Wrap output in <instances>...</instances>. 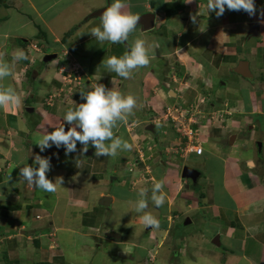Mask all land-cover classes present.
Here are the masks:
<instances>
[{"label": "crops", "instance_id": "0c3cea01", "mask_svg": "<svg viewBox=\"0 0 264 264\" xmlns=\"http://www.w3.org/2000/svg\"><path fill=\"white\" fill-rule=\"evenodd\" d=\"M112 2L0 0V38L5 41L0 54L9 63L18 50L27 56L19 72L0 81V88H14L22 100L19 109L0 108V264H84L96 249L107 246L122 264H264V0H255L254 15L226 9L219 17L209 13L208 0H126L124 12L154 15L151 30L138 25L129 35L127 45L143 39L153 47L150 64L134 70L128 79L110 73L102 63L124 55L127 45L100 44L90 34L99 25L92 14ZM49 37L53 44H61L66 67L75 66V77L68 74L72 93L60 78L66 67L55 73V62L44 61L38 71L31 68L40 55L42 60L46 57ZM16 39L18 48L5 46ZM32 46L40 50L30 51ZM46 67L54 73L46 76ZM175 73L186 76L185 85L193 80L194 89L187 90L192 103L209 94L204 112L225 116L218 125L194 114L190 127L199 133L202 155L189 159L182 152L177 154L180 159L165 153V124L153 120L175 100L170 89L176 88L171 78ZM43 82L48 85L41 87ZM34 83H40L37 92ZM97 83L136 98L134 114L113 129L131 150L96 157L94 147L89 145L82 153L77 142V151L69 155L55 147L41 152L37 143L46 130H55L64 113L75 107L73 101L84 102L81 92L91 91ZM69 127L65 122V131ZM175 139L171 146L177 144ZM182 144L187 146V139ZM143 146L146 149L138 156ZM37 155L50 159L49 180L63 178L54 193L36 189L20 177L21 167H38ZM181 159L186 164L181 166ZM249 161L254 166L249 167ZM191 162L194 168L202 163L196 168L202 176L194 184L181 178ZM145 173L149 178L140 180ZM160 181L164 205L157 208L149 199L145 210L158 219L159 227L146 229L140 219L144 213L135 212L130 202L139 198L141 188L149 189L150 197ZM104 198L110 199L105 206ZM122 205L129 209L130 221L124 222L125 210L121 231L112 230V225L108 229V215L118 214ZM200 214L216 221L212 227L218 246L212 243L213 236L178 232L185 217ZM141 229L146 230L142 235ZM108 233H118L120 241L107 239ZM195 242L200 250L191 254ZM140 249L142 253L136 252Z\"/></svg>", "mask_w": 264, "mask_h": 264}, {"label": "clouds", "instance_id": "9594fccd", "mask_svg": "<svg viewBox=\"0 0 264 264\" xmlns=\"http://www.w3.org/2000/svg\"><path fill=\"white\" fill-rule=\"evenodd\" d=\"M107 6H109V4ZM125 7L126 0H113L109 7L106 9L102 8L105 10L99 17V25L91 29V36L100 44L108 42L110 44L127 45L129 35L135 31L140 17L150 13H144L138 16L130 11L124 12L123 9ZM207 9L209 13L215 12L217 17L222 16L226 9L231 11L243 10L250 16L254 15L256 12L255 0H208ZM127 47L128 51L124 55L120 57L113 55L102 61L110 73H115L118 77L123 79L130 78L134 70L147 67L150 64V49L153 46L147 44L143 39H135L130 45H127ZM46 49L47 48H45V50ZM33 50L39 51L40 48L32 46V50L30 49V51ZM53 54L56 55V58L59 56L57 52L49 53L46 56ZM26 59L27 56L22 50L17 51L13 57V63L11 64L3 59V54H0V81L11 76L15 62ZM55 59L51 61H55ZM43 62L44 60H42V63ZM71 73L73 76L76 75L75 71ZM202 96L203 97H197L195 103H191V107L193 108L190 109L191 113L194 111V114L197 113L199 115V113L204 111L207 105H209L211 101L209 96H207V94H202ZM81 99L84 102L78 105L73 101L75 107L69 108L64 113L59 126L56 127L55 130L51 132L46 130V133L37 143L40 151L44 152L46 149L52 147L57 149L63 148L65 155H69L77 151V142L83 146L82 153L88 151L89 145L94 147V155L96 157H115L121 151L131 150V145L122 138L115 136L113 129L117 127L119 123H127L128 118L134 114L133 110L137 106L136 98L133 95H124L119 90H109L103 84L97 83L91 91L81 92ZM21 105L22 100L14 88H0V108L7 107L9 110H12L19 109ZM182 109L187 110L186 108ZM199 118L200 116L198 119ZM65 122L70 126L67 131H65ZM172 131L175 132L174 135L176 139L181 141L179 138L180 135H178L176 130L173 128ZM195 147L201 149L200 154H195V152L185 154L183 152L184 146L178 149L172 148L174 149L172 152L176 157L178 156L177 152H182L188 159L190 156H201L202 148L199 144L195 145ZM34 162L38 167L26 165L20 168L21 179L28 185L43 192H56L57 185L61 186L63 178H57L54 182L47 178L46 174L50 171L51 167L50 159L42 158L37 155L35 156ZM248 165L249 167L254 166L252 161H249ZM187 167L197 170L190 165ZM129 172H133V168L130 169ZM198 173V177L202 176L200 171H198ZM145 174L149 178V174ZM10 179L11 177L8 176V180ZM197 181L198 179L196 183ZM163 187L162 181L155 183L151 189L150 197L149 189L141 188L138 193L139 198L130 202L135 212L144 213L140 219L145 228L159 227L158 219L145 210L149 206V199L157 208L164 205L166 193L163 192ZM187 220L189 221L188 223H190L189 219L185 221Z\"/></svg>", "mask_w": 264, "mask_h": 264}, {"label": "rangeland", "instance_id": "374dc122", "mask_svg": "<svg viewBox=\"0 0 264 264\" xmlns=\"http://www.w3.org/2000/svg\"><path fill=\"white\" fill-rule=\"evenodd\" d=\"M5 17V16H4ZM10 17L12 18V16L10 15ZM12 33H14L15 32V30H13V31H11ZM18 32H21V31H18ZM19 34V33H18ZM51 37H49L48 38V46L49 47H47V49L45 50V54H49V53H53V52H57L58 54H59V56H57V58L55 59V69H54V72L56 73L57 72V69L59 70V71H61V69H64L66 66H67V63L64 61V58H63V56L61 55V51L63 50V48H61V44H59V43H56V44H53L51 41ZM5 41L2 39V38H0V44H2V43H4ZM18 40L16 39V40H11V41H6V45L5 46H7L8 48H13V50H14V48H18ZM16 45V46H15ZM19 45H21V43L19 42ZM45 45V44H44ZM3 46V45H2ZM4 48V47H3ZM27 48V47H26ZM27 50L29 51V48H27ZM3 52V51H2ZM4 53V52H3ZM25 54H26V52H25ZM13 55V54H12ZM62 56V57H61ZM42 57H43V55H40L39 56V58L37 59V61H33V66L31 67V68H33V71H38L39 69H41V68H43V63H42ZM22 61L23 60H21V62H20V64H19V66L18 67H16L15 65L17 64V63H15L14 64V67L12 68V75H14L15 74V71L16 72H19V67L20 68H22ZM11 63H13V61H10V64ZM70 63V61H68V64ZM79 66V65H78ZM74 67L75 66H71V67H66L65 69H66V72L65 73H63V74H61V76H60V78H61V81L63 82V84H64V89L66 90V89H68V90H70L69 89V87H68V81H69V78L70 77H68V74L69 73H71L72 71H75L74 70ZM77 67V66H76ZM79 69H80V67H78ZM37 69V70H36ZM59 71L57 72V73H59ZM46 73H45V75L47 76L48 75V73H54L53 72V69L51 68L50 69V67H46V71H45ZM175 72V71H174ZM183 73H185V72H183ZM72 74V73H71ZM44 75V76H45ZM184 77V78H183ZM74 78V76H71V79H73ZM171 78H172V82L174 83V86H176V88L175 87H172V88H170V89H172V91H174L175 92V97H174V102L171 104V106H169V107H165L164 109H163V111H162V113L161 112H159V114L161 113V115L160 116H158V114L156 115V118H154L153 120H154V122H155V124H157V125H164V131H165V134H163V138H162V144H163V146H164V150L166 151L167 150V152H165L166 154L167 153H169V152H171L172 153V151H173V149L172 148H174V149H178L179 147H182L183 146V144H182V141H178V139H175L176 141H177V143L178 144H176V145H173V147H171V142H174V132L172 131L173 130V127L172 126H176V125H174L175 124V122H173V120L171 119V118H177L178 120L177 121H179V122H181L182 124H183V127L182 128H184V129H182L181 128V130H179L180 131V134L178 133V135H180V137L179 138H183V137H185V133L188 131V128H187V126H186V124L187 125H192L194 122H192L191 121V119L193 118V117H190L191 116V113H190V109H193L192 107H191V100H190V98H189V96H187V90L189 89L190 90V88L192 89H194V87H193V84H194V82L193 83H191V81H193L192 79H191V81L189 80L186 84L187 85H185L184 84V82L183 81H185V78H186V76H182L181 75V78L175 73L174 75H172L171 76ZM191 83V84H190ZM48 84H47V82H43V84L41 85V87H46ZM204 85V84H203ZM33 86H34V92L36 91L37 92V87L39 88V86H40V83H34L33 84ZM178 86V87H177ZM182 86V87H181ZM187 87V88H186ZM204 87V86H203ZM202 87V88H203ZM180 88H182V90H180ZM204 90H205V88H203ZM42 90V89H41ZM203 90V91H204ZM43 91V90H42ZM181 91V92H180ZM197 91L199 92L200 90L199 89H197ZM70 92L72 93V90H70ZM186 96H187V98H186ZM207 96H209V94L207 95ZM211 98V97H210ZM211 100V99H210ZM182 108H186L187 109V111H188V113L187 114H184V119H181V118H179V116L181 115V110H183ZM189 109V110H188ZM168 110V111H167ZM199 116H200V118H201V120H205V122H209V123H212V122H214V123H217L218 125L219 124H221L222 123V121L224 120V118H222V117H225V116H222V117H220L218 114H216V113H206V112H204V111H201L200 113H199ZM202 121H199V124H202L201 123ZM170 124H171V126H170ZM166 125L168 126V128L166 129ZM204 125H205V123H204ZM161 126V127H162ZM192 138H193V140H192V143L194 144V145H198L199 143H201V140H199V133L197 132L194 136L192 135ZM160 140V139H159ZM148 147V146H147ZM203 148L205 149V151H207V149L209 148V147H207V146H205V144L203 145ZM145 149H146V147L145 146H143V147H140V149H138L137 151H138V153H137V151H136V153H137V155L138 156H140V153H142V152H144L145 151ZM178 153H180V152H177V154ZM138 156H136V158H139ZM178 158L180 159L181 157H179L178 156ZM164 160H166V156H164V158H163ZM182 160L183 159H181L180 160V162H181V166L182 165H184V164H186V161L184 160V163L182 162ZM194 163H190L189 165L191 166V167H193L192 165H193ZM138 166V165H137ZM200 166L202 167V163H200ZM133 167V166H132ZM201 167H196V168H201ZM139 170V169H138ZM147 177H146V175H144L143 174V176H141L140 177V180H143L144 181V179H146ZM204 178H201L200 180H199V183H201V184H203L204 183ZM135 182V181H134ZM132 199H134L133 197H132ZM125 210H126V206H124L123 207V205H122V208H120V210H119V213L118 212H116V213H118V214H114V215H108V217H109V223L110 224H108L109 225V227H107L108 229H110L111 230V227H110V225H112L113 226V229L112 230H116V231H121V227L122 226H124V225H122V218H121V215L123 214H125ZM127 211V216H125L127 219H125L124 220V222H129L130 221V212H129V209L128 210H126ZM186 218L187 217H185V220H186ZM189 218H191L190 220H192V224H188L185 220H183V222L180 224L182 227L181 228H179V230H178V232L179 233H183L184 234V236H186V235H200V233H203V234H207V237L208 238H211L210 236H213L214 235V233L216 232V230H214V228L212 227V226H214L215 227V224H216V221H211V220H208L204 215H202V214H200L199 215V217L197 218V215H196V217H194V216H189ZM200 219H203V220H200ZM117 225H121V226H119L118 228L120 229H118L117 230V228L115 227V226H117ZM202 226H203V230H202ZM115 228V229H114ZM185 228V229H184ZM147 229V228H146ZM182 229H184V230H182ZM140 231H143V232H141L140 233V235H142L143 233H145V231H144V229L142 230H140ZM180 231H183V232H180ZM120 233V232H119ZM122 233V232H121ZM125 234V233H124ZM124 234H122V236H124ZM147 237V236H146ZM214 239H216V236H213V240H212V243H213V241H214ZM134 239L133 238H130L129 239V241L131 242V241H133ZM184 244L185 245H187V242H186V240H184ZM200 244H198L197 242H195L193 245L191 244V249H190V253L192 254V253H194V251H198V250H200L199 248H197V246H199ZM215 245H217V244H215ZM207 246H210V245H207ZM161 247H163V246H161ZM130 248L132 249V247H131V245H130ZM178 248V247H177ZM179 248H181V244H180V247ZM160 250V249H159ZM172 249H170V251H171ZM178 249H176V251H177ZM142 249H140V250H138V251H136V252H138V253H142ZM175 251V252H176ZM175 252H174V254H175ZM173 253V252H172ZM172 257L173 258H176L175 257V255H172ZM76 259V258H75ZM77 260H79L78 258H77ZM76 260V261H77ZM77 264H79V263H77ZM84 264H122V262L121 261H119V260H117L115 257H114V255H113V253L111 252V247L110 246H107L106 248H104V247H101V249L99 248V249H96V251L94 252V254H93V257H87L85 260H84ZM156 264H160V262H156Z\"/></svg>", "mask_w": 264, "mask_h": 264}, {"label": "water", "instance_id": "95a60500", "mask_svg": "<svg viewBox=\"0 0 264 264\" xmlns=\"http://www.w3.org/2000/svg\"><path fill=\"white\" fill-rule=\"evenodd\" d=\"M107 7H109V6H107ZM105 9H101V10L96 11L95 13L92 14V17H95V18L99 19L100 15L102 14V12ZM138 25H141L143 27V29L146 30V31L151 30L153 28V25H154V15H152V14L142 15L140 17L139 21H138ZM55 58H56L55 54L49 55V56H46L44 58V61L48 62V61H51V60H53ZM198 176H199L198 171H196L194 169H191L189 167H184L183 170L181 171V178L190 179L193 182V184L196 183V180H197ZM109 200L110 199H108V198H104L102 200V202H101V205H104V202H109ZM186 222L188 223L189 221L187 220ZM106 238L109 239V240H114V241L115 240L120 241V239H121V237H120V235L118 233H108L106 235ZM213 243L217 244V246H218V237H216V239H215V241H213Z\"/></svg>", "mask_w": 264, "mask_h": 264}, {"label": "built area", "instance_id": "2783aa9c", "mask_svg": "<svg viewBox=\"0 0 264 264\" xmlns=\"http://www.w3.org/2000/svg\"><path fill=\"white\" fill-rule=\"evenodd\" d=\"M187 113H188L187 110H185V109L184 110H181V115L179 116V118L184 119V114H187ZM193 114H194V111H192L190 117H193L194 116ZM171 119L173 120V122H175L174 125H179V126L183 127V124L181 122L177 121L178 120L177 118H171ZM186 126L188 128V131L185 133L186 135H185V137H183V139H187V146H189V145L192 144V139H193L192 138V135L194 136L197 132L196 131H193V129L189 125L186 124ZM175 130H176L177 133L180 134L179 129L175 128ZM183 139L180 138L181 141ZM187 146H184V148H183V152L185 154L186 153H189V152H195V154H200L201 153V149L200 148H196L195 145H192L191 147H187Z\"/></svg>", "mask_w": 264, "mask_h": 264}, {"label": "bare ground", "instance_id": "6f19581e", "mask_svg": "<svg viewBox=\"0 0 264 264\" xmlns=\"http://www.w3.org/2000/svg\"><path fill=\"white\" fill-rule=\"evenodd\" d=\"M181 128H182V127L180 126V129H179V130H181ZM182 129H183V128H182ZM182 170H183V169H182ZM196 171H197V170H196ZM198 178H199V177H197V179H198ZM188 224H190V223H188Z\"/></svg>", "mask_w": 264, "mask_h": 264}]
</instances>
